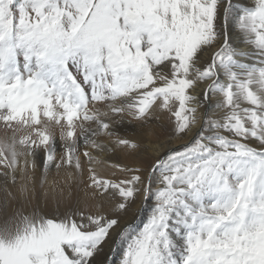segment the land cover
<instances>
[{
  "label": "snow or ice",
  "instance_id": "snow-or-ice-1",
  "mask_svg": "<svg viewBox=\"0 0 264 264\" xmlns=\"http://www.w3.org/2000/svg\"><path fill=\"white\" fill-rule=\"evenodd\" d=\"M0 218V264H264V0H0Z\"/></svg>",
  "mask_w": 264,
  "mask_h": 264
},
{
  "label": "bare ground",
  "instance_id": "bare-ground-1",
  "mask_svg": "<svg viewBox=\"0 0 264 264\" xmlns=\"http://www.w3.org/2000/svg\"><path fill=\"white\" fill-rule=\"evenodd\" d=\"M53 131H54V134H55V139H56V147H57V150L59 151V149H60V140H59V130H58V128H54L53 129ZM127 135H129V136H133L134 135V133L130 130V131H128L127 132ZM157 135L160 137V139L161 140H163L164 138H162L161 136H160V132L158 131L157 132ZM155 143H156V140H155V138L154 137H144L143 138V144H145V149H147V153H148V155H155L156 154V152H155ZM182 142H180V141H175V142H173V144H172V146L173 147H178L180 144H181ZM126 161V160H125ZM129 163V162H128ZM33 175H35L36 177H37V179L39 178V171L37 170L36 172H34L33 173ZM41 193H43V192H47L48 191V188H47V186H45V188H43V189H40L39 190ZM138 202L139 201H137V204H138ZM34 206V205H33ZM137 205H135V207H136ZM37 207V211H42L43 213H45V214H48V215H50L49 214V212L53 209L54 211H55V206H54V204H52L51 202H45V201H43V200H41L40 202H39V204H38V206H36ZM134 207V208H135ZM133 208V209H134ZM133 211V210H132ZM132 211H131V215L128 217V218H125L124 220H121V223L122 224H124V223H128V222H131L132 221V219H133V217L134 216H132ZM132 216V217H131ZM2 218H0V223L2 222ZM1 225V224H0Z\"/></svg>",
  "mask_w": 264,
  "mask_h": 264
},
{
  "label": "rangeland",
  "instance_id": "rangeland-1",
  "mask_svg": "<svg viewBox=\"0 0 264 264\" xmlns=\"http://www.w3.org/2000/svg\"><path fill=\"white\" fill-rule=\"evenodd\" d=\"M164 124H165V126H167V122L165 121L164 122ZM160 132V136L162 137V138H164V136H165V133L163 132V131H159ZM143 147H145V144H143ZM117 160H118V162H122V163H131L130 161H125V160H123V158L122 157H117L116 158ZM139 205V202H138V204H137V206ZM137 206L135 207V205H133V207H132V209H130L129 210V212L125 215V216H123L122 218H121V220H124L125 218H128L130 215H131V211H132V216H135V214H136V212H137ZM135 207V208H134ZM134 208V209H133ZM105 211H108V208H107V206H105V209H104ZM49 214L50 215H54L55 214V211L52 209L50 212H49ZM131 216V217H132ZM133 219H134V217H133ZM132 219V220H133ZM4 223V221L2 220V222L0 223L1 225Z\"/></svg>",
  "mask_w": 264,
  "mask_h": 264
}]
</instances>
